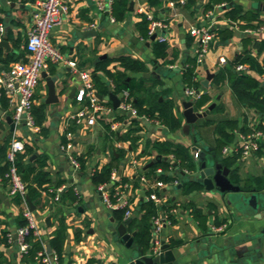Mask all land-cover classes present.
Wrapping results in <instances>:
<instances>
[{
    "label": "crops",
    "instance_id": "crops-1",
    "mask_svg": "<svg viewBox=\"0 0 264 264\" xmlns=\"http://www.w3.org/2000/svg\"><path fill=\"white\" fill-rule=\"evenodd\" d=\"M65 1L70 6L69 13L61 16L51 34L53 44L65 57L76 60L81 70H88L93 76H98L101 81L107 82L110 90L113 89V84L106 73L102 70L94 72L99 64L108 62L112 70L121 69L119 63L115 61L121 56H131L143 62L145 70L141 73H131L128 80L133 77L147 80L146 84L152 87L153 92L160 94V101L173 100L182 126L178 131L171 133L159 123H150L144 119H142L144 122L134 123L136 118L132 114L130 115L129 112L124 114L120 108L115 110L110 100H101L104 110L97 115L95 123L89 125V113L86 112L81 118L76 117L77 113L84 109L76 101V92L81 84L79 77L65 64L51 63L42 72L36 89L35 107L39 109L40 114L44 115L42 125L45 131L34 135L23 124L19 127V131L21 139L26 142V147L29 145L33 150L28 155V160L34 162L38 158L46 157L47 170L53 181H63L62 186L65 189L73 187L80 198V201L73 202L63 197V191L60 199L56 200L50 192L43 191L40 203L35 205L34 217L38 236L46 247L51 246L50 240L55 238L61 230L64 233L61 264H92L94 262L128 264V257L132 250L120 238L113 235L118 225L127 219L120 213L121 211L117 212L106 206L101 186L97 187L92 181L95 169L107 165L112 159L113 152L106 140L105 124L111 125L115 146L125 148L127 154L120 161L117 178L104 188L114 193L124 185H128L125 192L132 198L134 210L130 217L132 225L135 223L134 220L139 218L141 202L147 199V192L154 188L155 180L150 178L148 182L139 180V187L135 191L132 189V183L158 156L153 153L151 146L148 148L158 140H170L174 144L190 147L196 162H198L195 156L196 149L212 148L215 155L223 158L222 162L225 166H227L225 158L236 157V164L230 167V177L234 172L240 180L239 184L245 189H264V158L259 153L247 156L235 153L225 156L223 150L220 155L214 150L218 137L215 133L217 122L231 120L238 121L239 125H242L246 116L249 125L264 124V115L242 107L230 86L232 76L239 73L236 70V61L240 55L248 56L252 63L264 66V33L257 31L246 33L244 32L246 29H241L239 23V29H235L234 24L237 22H232L225 17L229 8L228 3H225L227 6L223 9L218 8V5H221L218 4L212 10L204 11L203 6L210 0H197V4L192 8L174 6L175 0H128L125 19L115 22L110 20L108 14L98 9L95 0ZM39 2L40 0H0V17L3 18L2 26L4 27L2 39H6L12 49L7 53L3 47L4 57L10 54L17 56L25 54L19 60L26 59L27 36L33 26V13L38 9ZM132 2L134 8L130 10ZM232 2L237 8L257 13L262 24L254 22L255 25H264V10L257 9L259 4H264V0H232ZM210 12L214 15L210 16ZM148 14L159 21H164L168 26L167 29L158 30L157 33L158 37L161 35L168 37V41L163 43L164 55L154 53V42L161 43L158 38L151 41L150 35L147 39L141 37L138 25L143 17L147 18ZM193 25H213L217 33L205 60L197 67L196 77L200 85V93L207 92L212 98L209 105L216 103V106L207 117L197 121L196 130L191 129L190 132H186L183 102L193 99L183 92L186 86L182 79L186 68V58L188 56L195 58L197 41L189 33ZM219 28H229L233 31V35L223 39L218 35ZM90 29L97 30L98 35L86 39L77 37L78 33ZM148 42L149 45H147ZM103 54H107V58L97 62ZM221 57L226 60L223 64L219 63ZM153 60H156V66L153 65ZM244 64L247 67L244 73L258 78L264 88V75L260 76L257 71L252 70L251 63ZM8 69H1L0 73ZM220 72H224L225 76L219 80ZM146 73L148 76H144ZM209 75H211L210 79ZM52 79L55 82L58 98L56 103L49 102V83ZM95 89L97 91V88ZM121 94L122 92L117 94L120 99ZM8 105L9 107L5 109L0 104V110L12 117L14 107L10 103ZM131 127L137 129L135 147H132L129 142L119 141L116 136H125ZM239 132H241L239 129L234 131L235 141L227 146L239 141ZM69 133L72 134L70 153L76 157L86 155L87 160L83 170L81 168L76 170L73 167L69 153L63 149V146L68 143ZM11 136L10 125L5 118L0 117V144ZM133 159L137 161L136 165L132 164ZM172 170L170 175L175 172L174 168ZM125 179L128 181L124 182ZM247 181L250 183L249 187L246 185ZM163 193L169 201L176 202L175 210L170 211L174 220L162 213L159 217L163 227L158 232L155 231L152 221L154 229L152 240L157 241L156 249H159L163 241L177 249L183 264H239L236 256L227 253L249 245L248 238L256 235L264 226V216L257 219L254 215L229 204L219 194L203 192V187L192 195L185 196L181 189H178V185L169 183L163 188ZM190 200L208 214L209 221L205 227H202L192 216L186 205ZM208 203L217 205L216 216L220 221L226 220L225 223L228 224L222 234H215L212 231V224L222 223L215 222V213L208 208ZM19 215L20 210L9 195V187L0 184V264H43L37 259L31 261L19 254L17 239L14 237V233L20 228ZM131 224L127 226V230L129 234H134L136 242L137 228ZM7 235L11 238L5 242ZM210 238L218 246H222L224 251L220 254L218 250H214L213 254L201 258L202 240H210ZM52 250V253L57 255L53 248ZM58 264H60L59 257ZM248 264H264V260L259 259L257 263L251 261Z\"/></svg>",
    "mask_w": 264,
    "mask_h": 264
},
{
    "label": "trees",
    "instance_id": "trees-1",
    "mask_svg": "<svg viewBox=\"0 0 264 264\" xmlns=\"http://www.w3.org/2000/svg\"><path fill=\"white\" fill-rule=\"evenodd\" d=\"M232 0H210L203 6V10L208 12L212 10L215 5L228 3ZM128 0H114L113 2V16L116 21H123L126 17V12L128 10ZM197 4V0H189L186 8H192ZM225 17L231 20L232 22L239 23L241 29L247 28H256L254 22L262 24L261 19H259L258 14L254 11H244L242 8H237L236 6H230L225 14ZM3 24V18L0 17V26ZM141 37L147 39L149 36V20L146 17H143L141 22L138 25ZM218 35L223 39H228L233 35L231 29H217ZM154 53L156 55L165 54V46L163 43L154 42ZM25 54L16 55L10 54L7 57H4L3 47H0V70L9 68L16 61L24 57ZM115 61L119 63L121 69L112 70L109 68L108 62H103L99 64L94 71L95 73L102 70L106 73L108 78L113 84V92L119 94L124 90L130 92L132 99V105L137 110V113L140 117H146L150 123H159L163 125L171 133L178 131L182 126L181 118L179 117L176 111V105L173 100H164L160 101V94L153 92L152 87L146 84L147 80L130 78L131 73H141L145 70V65L143 62L133 59L131 56H121ZM186 68L183 73V82L185 83L186 88H194L196 91H199L200 85L197 81V67L198 63L196 58L188 56L185 60ZM240 63H251V68L254 71H257L260 76L264 75V66H259L252 63V60L248 56L240 55L236 61V65ZM94 73V74H95ZM224 72H220L218 79L224 78ZM93 81L95 88H97L98 93L106 96L110 93L107 82L101 81L100 77L93 76ZM231 89L234 95L239 100L242 107L247 108L249 111H254L259 115H264V88L261 84V81L247 73H236L232 76L230 82ZM211 96L207 92H201L200 97L194 101V108L196 111L206 109L211 103ZM8 98L3 94L0 97V104L3 108L7 109L9 107ZM111 105V103H107ZM220 109V107H219ZM33 114L38 125L42 127V133L45 129L42 125L44 115L39 112V109L34 106ZM210 121V120H209ZM138 121L134 120V123ZM213 122V121H212ZM106 127V140L109 142L108 145L112 149V159L111 161L101 167L95 169L92 174V181L97 186H105L112 182V172L120 167V161L125 158L127 151L125 148H117L113 142L114 132L111 130L110 124H105ZM258 128L264 130V124L260 123ZM240 130L245 134H248L252 131L251 125H249L248 118L245 116L242 125H239L238 121H219L216 124L215 133L218 135L215 141V152L220 155L225 146L235 141V130ZM137 129L131 127L128 133L125 136H117L119 141L129 142L132 147H135L137 136L135 134ZM11 137L8 138L3 144H0V184L4 186H10V177L8 176L10 170V162L7 160V151L10 145ZM151 146V150L156 155H160L163 158H172V162L163 160L159 163L153 164L149 167L143 174L152 180H162L166 184L172 182L175 179H179L183 182L181 192L185 196H190L193 193L201 190V186L195 182L184 181L182 177L178 174L180 171H184L188 174H193L197 171V162L194 158V155L191 151V148L183 144H174L170 140H158L155 141ZM32 148L27 145L25 152L21 153L18 158L17 166L19 172L22 176L23 182L26 184L27 195L35 205L40 203V199L43 191H48L49 189H57L61 187L64 183L63 181L54 182L50 172L47 170L48 160L46 157H41L30 162L28 160V155L32 152ZM152 153V154H153ZM264 158V144L261 146V149L257 152ZM86 156V155H85ZM78 156L77 159L80 162L81 169L85 168L86 157ZM237 162V158H225L226 165L230 168L233 167ZM161 168L163 172L157 174V170ZM175 172L173 175H170V170L173 169ZM231 179L239 183V178L233 172ZM140 177L134 179L132 183V189L135 191L139 187ZM258 181L257 178H255ZM128 181L127 179L124 182ZM247 187L250 186L249 181L246 182ZM248 189V188H247ZM163 193V188L161 189H150L147 192V199L143 200L140 205L139 218L135 219V223L131 226L137 228V233L135 236L136 243L141 247L147 249L149 248L152 238H153V218L161 216L162 213L168 215L172 220L173 217L170 214L176 207V202L169 201L158 205L153 200V194ZM52 197L55 198V193H51ZM69 198L73 202L80 201L79 196L76 194L73 187L66 188L63 193V197ZM13 203L19 208L20 215L18 217L19 227H24L27 225V219L23 213V197L20 194L12 197ZM192 214V216L199 222L202 227H205L209 221V216L204 212L202 207L194 203L193 201H188L186 204ZM208 208L213 210L215 213V222L216 223H225L226 220H219L217 215L218 207L214 203H208ZM118 212V211H117ZM122 215L123 211L120 212ZM137 223V224H136ZM11 236L7 235L5 242L8 241V238ZM28 241L31 243L32 248L26 258H29L31 261L37 259V254L42 250L43 246L39 240H36L33 236L28 238ZM52 248L55 250L59 257L60 264L62 262L63 255V244H64V233L62 230L58 235L50 240Z\"/></svg>",
    "mask_w": 264,
    "mask_h": 264
},
{
    "label": "built area",
    "instance_id": "built-area-1",
    "mask_svg": "<svg viewBox=\"0 0 264 264\" xmlns=\"http://www.w3.org/2000/svg\"><path fill=\"white\" fill-rule=\"evenodd\" d=\"M113 2L114 0H95L98 9L109 15L110 20L115 22L113 16ZM189 0H175L174 6L185 7ZM227 4L218 5V8H225ZM70 10L69 4L65 0H40L38 9L33 13V26L28 32L26 42V59L16 61L8 70H3L0 73V97L3 94L8 98L11 106L14 107V113L12 115L13 120L16 123V127L11 136L10 145L7 151V160L10 162V170L8 176L10 177L9 195L11 197L20 194L23 197V213L27 219V225L18 229L17 244L20 256H27L32 248L31 243L28 241L30 236H33L36 240L42 243V250L37 254V260L43 264H58V256L49 253L44 242L39 239L37 232V225L34 217V212L31 210L30 204L27 200V188L26 184L22 180V176L19 172L17 162L19 155L25 152L26 142L21 139V132L19 127L22 122L34 135H39L42 132V127L37 124L33 108L35 106L36 89L39 85L42 72L46 70L51 63L65 64L69 66L74 74L80 79V86L76 92V101L81 104L84 109L79 111L76 117H84L85 113H89V125H93L96 121L97 115L104 110V106L101 103L95 89L93 81V74L88 70H81L78 66V62L74 59H69L61 52V50L53 44L51 40V34L57 22L62 15L68 14ZM210 16L214 13L210 12ZM149 20V35L152 36L158 33V30L167 29V24L164 21H159L154 18L153 15L148 14ZM235 29H239L238 23L234 24ZM262 32L264 33V25H259L256 28L246 29L244 32ZM190 35L197 41V48L195 49L194 56L200 65L210 50V46L217 37V33L213 25H193L189 29ZM4 34V27L0 26V41ZM159 42L165 43L168 41L166 35L157 37ZM225 58L221 57L219 63H225ZM236 70L239 73L247 71L245 64L240 63L237 65ZM264 80V76H263ZM186 95L192 97L195 101L200 97L201 93H198L194 88H186ZM122 111L131 112L132 116L137 119H144L149 121L146 117H140L137 110L132 105L130 92L124 90L121 94V106ZM157 123V122H155ZM257 124H252V131L248 134L239 132V141L231 146H225L223 153L225 156L233 155L235 153L247 156L252 153H257L261 146L264 144V130L258 128ZM72 134H68V143L63 146L69 153V158L73 167L76 170L81 168L80 162L74 154H71L72 149L71 142ZM198 158V152L195 153ZM132 164L136 165L137 161L132 160ZM172 170V169H171ZM173 171V170H172ZM163 170L159 168L157 174H161ZM174 172H172L173 175ZM188 174V173H187ZM118 170L112 172V181L117 178ZM190 175V174H188ZM141 182H148V178L145 174H140ZM174 185H179L182 182L179 179H175L170 182ZM153 189L164 188L167 184L162 180L154 181ZM169 184V183H168ZM128 185H124L122 188L116 190L114 193L108 192L104 186H101V192L103 200L108 208L123 211L125 218L128 219L133 215V203L129 193L125 192ZM65 187L61 186L57 189H49L48 191L55 193V199L59 200L61 193ZM153 200L156 204L161 205L169 201L166 194H153ZM175 210V208L173 209ZM155 225V231H161L163 222L160 217L153 218ZM228 224L222 223L220 225L212 224V231L215 234H222L227 229ZM10 236V235H9ZM11 238V237H10ZM92 264H102L94 262ZM118 264V263H113Z\"/></svg>",
    "mask_w": 264,
    "mask_h": 264
},
{
    "label": "water",
    "instance_id": "water-1",
    "mask_svg": "<svg viewBox=\"0 0 264 264\" xmlns=\"http://www.w3.org/2000/svg\"><path fill=\"white\" fill-rule=\"evenodd\" d=\"M235 6L234 2H231L228 7ZM133 2L131 3L130 10H133ZM257 9L264 10V4H259ZM98 35L97 30L90 29L78 33L77 37L80 39H86L95 37ZM157 33L151 36V41L157 39ZM149 45V42L147 43ZM0 47H4L7 53L11 52L12 49L9 46V43L6 39L0 41ZM107 58V54H103L99 57V61ZM153 65L156 66V60L152 61ZM148 76V74H144ZM211 78V75L208 76ZM183 82V79H182ZM50 85V103L58 102L55 90V82L52 79ZM185 92V89L183 91ZM200 93V91H198ZM100 100H110L113 103L114 109H119L121 106V99L113 92L110 91L108 96H103L102 94H97ZM184 110L183 115L185 118L184 130L190 132L191 129L196 130V123L199 119L207 117L212 111L216 103H212L208 108L202 112H196L194 108V101L187 100L183 102ZM124 114H127V111H123ZM131 115V112H129ZM0 117L5 118V120L10 125V134L14 132L16 123L13 118L4 114L0 110ZM139 122H144L142 119H135ZM22 124H24L22 122ZM198 152V162H197V171L193 174L188 175L184 171L178 172L184 181H191L199 184L203 187V192L205 193H217L223 199L227 200L229 204L240 208L245 213H250L254 215L255 218L261 219L264 216V189L259 190L258 188L245 189L241 184L234 182L231 177V168L225 166L222 162L223 158L214 154L212 148H206V150L196 149ZM163 160L172 162L171 158H163L162 156H156L148 167H151L155 163H159ZM183 182L178 185V189H181ZM27 200L30 204L31 210L36 211L35 203L27 197ZM132 223V219L129 218L125 222L120 223L118 227L114 230L113 235L116 238H120L122 242L126 244L128 248L132 251L128 257V264H183L180 254L177 249L173 248L166 241L161 243L159 249H156L157 241L153 239L149 248L145 249L141 247L134 241V234H129L127 226ZM14 237L17 239L18 232L14 233ZM250 241L249 245L242 246L240 249H234L229 251L227 254L232 253V255L238 258L237 263L239 264H248L252 262H258L259 259L264 260V226L259 229V232L248 238ZM203 244L201 246L200 257L208 256L213 254L214 250H218L220 254L224 251L222 246H218L213 240H202ZM48 252L52 253V247L48 245Z\"/></svg>",
    "mask_w": 264,
    "mask_h": 264
}]
</instances>
